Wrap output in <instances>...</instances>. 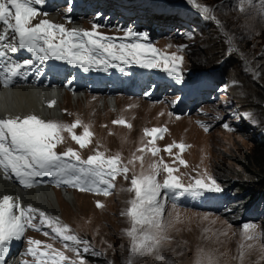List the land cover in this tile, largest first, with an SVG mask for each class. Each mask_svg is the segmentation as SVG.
I'll use <instances>...</instances> for the list:
<instances>
[{
    "label": "rangeland",
    "instance_id": "1",
    "mask_svg": "<svg viewBox=\"0 0 264 264\" xmlns=\"http://www.w3.org/2000/svg\"><path fill=\"white\" fill-rule=\"evenodd\" d=\"M197 3L216 7L215 11L223 29L232 37L234 44H237L241 57L247 61L253 74L248 75L246 69L239 63L238 57H230L223 66V73L238 83L237 87L228 89L226 96L219 95L215 103L201 104L200 110H193L187 117L181 114L171 115L167 104L148 102L142 98L138 100L132 97L114 96L118 103L116 110L102 108L101 102L103 103L104 96L98 93L87 94V107L85 108L86 104L82 102L79 106L83 109L79 111L74 109L75 102L70 100V105L67 104L70 110L61 113L55 121L71 124L76 119H80L84 124L90 125V130L94 133L91 138L92 143L80 148L71 139L70 134L65 132L64 137L68 138L66 137L68 135L69 138L58 145L57 151L63 152L71 147L85 159L97 149L108 156L119 154L122 162L137 174L146 169L150 163L162 159L170 166L178 168L175 174L179 175L185 184L198 173L206 170L221 183L225 191H230L225 186L230 185L237 189L239 195L250 194L251 199L256 195L264 196V175L260 176L264 172L259 166L264 163V137H261L264 135V2L262 0H197ZM49 13L47 17L41 15L40 19H49L48 17H51ZM145 14L149 15V10H146ZM159 18L166 20L163 16ZM193 23L195 26L196 23ZM213 38L216 40H212ZM184 43H187L188 47L181 49L180 46ZM228 44L231 45V41ZM157 45L164 53H176L182 56V67L194 71L212 68L226 50L217 40L216 35L209 31L203 37L194 40L185 41L181 37L163 38L157 42ZM233 83L228 82V85ZM228 99L235 104L231 106L227 103L225 109L220 107L218 102L223 100L225 104ZM92 102H95L94 105L91 104ZM239 103L242 109L254 110L259 116H253L252 124L244 132L239 126V114L235 112L239 109ZM148 104L157 106L146 110ZM217 116L222 119L217 120ZM121 118L125 119L127 124H131V127L129 128L127 124L113 123L114 120ZM201 120L203 122H200ZM225 122H228L233 130L225 129L222 126ZM163 125L168 130L163 134V138H158L156 141V147L160 149L158 155L153 156L146 148L140 151L151 139L144 135V129ZM206 126L208 131H205ZM75 132L78 135L82 134L83 127L78 126ZM252 133L260 134V144L253 141ZM173 143L185 144L184 152L180 153L178 148H173V154L169 155L164 151L167 145ZM177 154L187 162L186 166L179 164L176 160ZM141 156L143 161L137 159ZM132 174L130 171L127 180L123 175L116 177L117 190L114 189L115 192L113 191L110 197L86 193L93 199L76 198V206L70 205L65 211L64 220L60 219L62 223L70 226L73 234L87 239L91 247L101 253L95 256V261L83 257L85 264H127L131 242L126 230L130 228L131 222L127 215H122V212H126L130 206L128 201L134 198V193L127 190L130 188ZM160 179L162 180L163 176ZM97 201L101 202L103 207H97ZM168 212H172L174 221L177 213L180 219L169 229V240L159 251L165 259L161 261L156 258V254H146L137 257L135 264H169V262L170 264H207L208 257L212 258L214 264H264V238L249 241L242 234V224L252 221H238L232 215L184 210L178 207L177 210H172L167 204L166 215ZM205 216L207 219L204 218ZM254 223L258 226L257 231H264V218ZM30 233L24 238L25 242L28 238H32L41 241L44 245L51 243L55 249L63 251L70 259L79 261L80 257L64 248L65 242L61 244L54 242L43 233ZM248 245L252 247L249 248ZM31 258L28 256L27 259L31 260Z\"/></svg>",
    "mask_w": 264,
    "mask_h": 264
},
{
    "label": "snow or ice",
    "instance_id": "2",
    "mask_svg": "<svg viewBox=\"0 0 264 264\" xmlns=\"http://www.w3.org/2000/svg\"><path fill=\"white\" fill-rule=\"evenodd\" d=\"M185 2L194 6L201 18L214 22L218 28L223 27L213 14L212 7L197 3V0ZM45 3L46 0H0V83L4 86L13 84L14 78L21 74L22 69L36 62L48 61L64 62L85 73H107L110 68L123 72L125 66H137L146 70L162 71L176 84L184 82L183 57L176 53H162L149 40L147 31H136L128 27L118 29L123 32L122 36L107 35L99 31L105 25L95 20L91 30L69 28L47 18L33 23L41 15L47 17L48 13H41L40 10V6ZM100 15L97 14L96 20ZM67 19L71 23V17ZM228 40L231 41L232 37L229 36ZM21 52H27L30 58L16 60L15 57ZM74 79L70 78L69 83ZM223 87L226 89L228 85ZM54 104L55 101L49 102V107ZM216 119L220 120L222 117L217 116ZM113 123L125 125L127 121L121 118ZM78 126L83 127L80 135L75 132ZM127 126L130 128L131 124ZM222 126L233 130L228 122ZM167 130L166 127L145 128L144 135L151 139L140 151L146 148L153 156H157L160 149L156 147V141L163 138ZM208 130L206 126L205 131ZM65 132L70 134L80 148L92 143L94 133L90 130V125L84 124L80 119L66 124L45 120L36 114L0 115V170L3 178L10 180L14 177L21 186L29 189L40 183H52L56 187L64 185L81 192L108 196L115 187L116 177L123 175L127 180L129 172L132 171L130 188L127 190L134 193V198L128 201L130 206L126 212H122L131 222L130 228L126 230L131 242L127 264H135L137 257L146 254H156V258L161 261L165 259L159 251L169 240V229L180 219L178 213L175 221L172 212L166 215V205L169 202L171 209L175 210L178 207L176 201L180 198H202L206 194H219L224 191L221 183L206 170L198 173L189 183H183L181 177L175 174L178 168L170 166L162 159L150 163L146 169L142 165L143 170L137 174L122 162L119 154L108 156L97 149L94 154L83 159L71 147L58 152V145L65 140ZM173 148H178L183 153L186 145L169 144L164 151L172 155ZM137 159L143 161L142 156ZM176 160L180 165H187L179 154L176 155ZM42 177H49L51 180L37 179ZM97 207H103L102 203L97 201ZM37 217L38 223L35 222ZM204 218L207 219V216ZM42 227L51 230L54 234L52 239L59 238L65 242L64 248L80 257L79 261L70 259L51 243L41 248V241L28 238V246L21 256H31L34 259H21L20 264H85L81 252L91 253L93 256L101 255L91 247L87 239L73 234L70 226L62 223L59 217L30 204L22 206L18 197L3 194L0 196V264H6V257L14 241L22 240L28 229L41 230ZM257 227L254 222L242 224V234L246 240L264 238V231H257ZM43 235L47 237L49 232L44 231ZM248 247L251 248L252 245ZM207 264H214L211 257H208Z\"/></svg>",
    "mask_w": 264,
    "mask_h": 264
},
{
    "label": "bare ground",
    "instance_id": "3",
    "mask_svg": "<svg viewBox=\"0 0 264 264\" xmlns=\"http://www.w3.org/2000/svg\"><path fill=\"white\" fill-rule=\"evenodd\" d=\"M48 12H50L49 15L53 17H48L49 19H60L57 12L53 10L52 12ZM73 24L74 22L72 24L68 23L67 27H71ZM83 25L86 26V23L83 22ZM225 54L226 50H224L223 56ZM230 81L234 80H227V82ZM70 100L75 102L74 109H76V111H79V109H83L79 106V104L82 102H85L86 104L87 96L86 94H81L79 92L68 93L67 91L61 90L60 87L39 88L29 87L27 85H16L10 87L9 89H0V115L4 113H11L13 115L36 114L45 120H55L59 115H61V113L68 112L70 110L67 105H70ZM51 101H55V104L54 106L49 107V102ZM94 103L95 102H92L91 104L94 105ZM101 105L102 108L116 110L118 108L117 98L112 96H104L103 103L101 102ZM156 106L157 105L148 104L146 105V110L153 109ZM86 107L87 104L85 105V108ZM138 111L141 112L143 110ZM116 190L117 187L115 191ZM3 194H11L14 197H18L22 206H27L30 204L33 207L40 208L41 210H44L51 215L59 217L61 220H64L65 211L70 208V205L76 206V198L87 197L88 199H93L86 193L73 192L69 191L68 189H63L62 192H60L55 189L45 187L40 188L36 191L29 189L15 191L12 186H10L5 180L0 178V196H2ZM111 195L106 197H110ZM76 211L77 210H75V212ZM6 264H15V261L13 260V258H9Z\"/></svg>",
    "mask_w": 264,
    "mask_h": 264
},
{
    "label": "clouds",
    "instance_id": "4",
    "mask_svg": "<svg viewBox=\"0 0 264 264\" xmlns=\"http://www.w3.org/2000/svg\"><path fill=\"white\" fill-rule=\"evenodd\" d=\"M218 41H220V40H218ZM229 58L230 57L226 58V56L224 55L217 62V64H215V66H212V67L213 68H219L218 63L222 60L225 64L226 60ZM239 63L246 69L249 76H251L253 74L249 64L247 63V61L244 58L241 57L240 53H239ZM190 71H194V70H190ZM224 77H226L227 80H231L225 74H224ZM230 82H234V83L231 86H229V88H227L223 92V94H220V95L226 96V94L228 93V89H234L237 87L238 83H236L235 81H230ZM222 102H223V100H222ZM218 103H219L220 107L225 109V107H223L220 104V102H218ZM227 103H229V105H231V106H233L235 104V103H232L231 101H229V99H228V101H225L226 106H227ZM235 112L239 114V126L242 128V132L246 131V129L252 124L253 116H256V115L258 116V114L254 110L242 109V107L240 106V103H239V109L235 110ZM229 118H230V116H229ZM258 128H259L260 134H261L260 124H259ZM252 134H254L253 135L254 136L253 141L258 142L260 144V140H259L260 134L259 135L256 133H252ZM261 137H264V135ZM225 186H227L230 189L229 195H232L233 198H236L234 204L230 206V208L232 209V213L228 214V215L234 216L236 218V220H238V221L249 220V221L255 222L259 219L264 218V196L263 195H256L253 199H251L250 194L239 195V193L237 192V189L235 187L230 186V185H225ZM201 212H204V211H201ZM208 213H210V212H208ZM218 214L225 215L223 213H218Z\"/></svg>",
    "mask_w": 264,
    "mask_h": 264
},
{
    "label": "trees",
    "instance_id": "5",
    "mask_svg": "<svg viewBox=\"0 0 264 264\" xmlns=\"http://www.w3.org/2000/svg\"><path fill=\"white\" fill-rule=\"evenodd\" d=\"M203 4H205L206 6H210V7L213 6V5H209V4H206V3H203ZM216 6H217V5H216ZM200 16H201V15H200ZM200 16H199V17H200ZM201 19H203V18H201ZM207 31H209V32H211L212 34H215V35L219 34V30L217 29V27L210 25V27H209L208 29H204V30H201V31H200L201 36L203 37V36L207 33ZM223 39L228 40V36L223 35ZM212 40H216V39L213 38ZM229 42H230V41H229ZM217 43H218V42H217ZM219 49H220V48H219ZM222 52H223V51H222ZM222 55H223V54H222ZM259 166L263 168L262 172H264V163L259 164ZM263 175H264V173H262V175H260V176H263ZM88 260H89V261H95V259H92V258H88Z\"/></svg>",
    "mask_w": 264,
    "mask_h": 264
}]
</instances>
